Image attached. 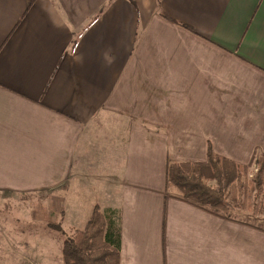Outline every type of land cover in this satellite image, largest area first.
Segmentation results:
<instances>
[{
    "label": "crops",
    "instance_id": "crops-1",
    "mask_svg": "<svg viewBox=\"0 0 264 264\" xmlns=\"http://www.w3.org/2000/svg\"><path fill=\"white\" fill-rule=\"evenodd\" d=\"M209 147L264 155V0H0V199L116 211L120 264H264V230L166 195Z\"/></svg>",
    "mask_w": 264,
    "mask_h": 264
},
{
    "label": "trees",
    "instance_id": "trees-1",
    "mask_svg": "<svg viewBox=\"0 0 264 264\" xmlns=\"http://www.w3.org/2000/svg\"><path fill=\"white\" fill-rule=\"evenodd\" d=\"M165 190L167 196L225 220L264 230L252 223L264 218L262 154L255 153L250 164L244 166L214 154L209 147L204 163H168ZM62 214L59 213L60 217ZM116 214L95 206L85 227L70 234L63 232L61 222L50 225L62 235L63 264H120V228Z\"/></svg>",
    "mask_w": 264,
    "mask_h": 264
},
{
    "label": "rangeland",
    "instance_id": "rangeland-1",
    "mask_svg": "<svg viewBox=\"0 0 264 264\" xmlns=\"http://www.w3.org/2000/svg\"><path fill=\"white\" fill-rule=\"evenodd\" d=\"M50 195L40 193L32 197L0 199V264H63L62 235L50 225L61 222L66 234L73 229L66 223L62 226L63 221L55 208L57 199ZM78 195L84 204V195ZM252 223L264 228V218ZM82 228L84 220L77 224L76 230Z\"/></svg>",
    "mask_w": 264,
    "mask_h": 264
}]
</instances>
